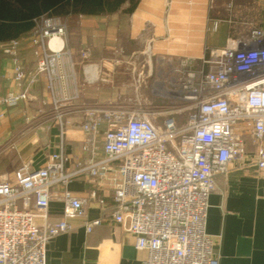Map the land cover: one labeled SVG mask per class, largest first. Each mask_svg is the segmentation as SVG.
Listing matches in <instances>:
<instances>
[{
  "label": "built area",
  "instance_id": "1",
  "mask_svg": "<svg viewBox=\"0 0 264 264\" xmlns=\"http://www.w3.org/2000/svg\"><path fill=\"white\" fill-rule=\"evenodd\" d=\"M66 35L64 19H35L27 46L36 66L28 73L18 57L19 40L1 46L18 90L1 97L0 107L28 101L30 87L43 77L61 139L67 117L75 111L82 115L86 158L82 167L68 171L61 143L43 166L24 163L11 179L0 177V264H46L49 241L71 231L70 219L85 217L86 201L66 189L78 177L93 186L90 197L101 212L108 211L110 198L111 220L145 252L142 264H218L204 230L215 179L234 162L264 172L262 32L252 30L247 46L210 50L200 62L160 58L154 69L148 60L131 69L133 99L90 106H74L78 94L67 93V83L56 95L57 83L74 81ZM80 57L84 67L93 66L88 50ZM143 88L149 96L142 95ZM52 199L64 204L62 216L53 221ZM101 222L85 221L86 232Z\"/></svg>",
  "mask_w": 264,
  "mask_h": 264
},
{
  "label": "crops",
  "instance_id": "2",
  "mask_svg": "<svg viewBox=\"0 0 264 264\" xmlns=\"http://www.w3.org/2000/svg\"><path fill=\"white\" fill-rule=\"evenodd\" d=\"M86 23L91 25L84 27L82 35L91 36L98 51L88 60L93 66L86 68L80 56H73L74 81L57 83L56 95L67 83V93L78 94L74 106L120 104L135 96L132 67L139 70L150 60L156 69L160 58L200 62L210 50L247 46L252 30L264 36V0H139L131 14L116 13L106 16L104 23ZM28 38L18 39V57L27 73L36 66ZM2 45L0 98L18 90ZM110 60L121 63L110 65ZM139 91L146 94L145 88ZM29 95L28 101L14 108L0 107V177L11 179L24 163L31 168L43 166L61 143L65 168L82 167L86 158L82 115L75 111L67 117L66 136L61 139L59 126L51 118L50 92L43 77L30 87ZM215 185L208 197L204 230L213 241L218 264H264V172L250 163L234 162L227 174L216 177ZM66 189L86 201L85 217L70 219L71 231L49 241L46 264H142L145 252L136 250L133 237L111 220L110 198L108 211L101 212L90 197L93 186L85 178L71 180ZM63 209L61 200H50L49 219L60 218ZM95 219H101V225L87 233L84 222Z\"/></svg>",
  "mask_w": 264,
  "mask_h": 264
},
{
  "label": "trees",
  "instance_id": "3",
  "mask_svg": "<svg viewBox=\"0 0 264 264\" xmlns=\"http://www.w3.org/2000/svg\"><path fill=\"white\" fill-rule=\"evenodd\" d=\"M139 0H0V44L28 37L42 15L100 18L131 14Z\"/></svg>",
  "mask_w": 264,
  "mask_h": 264
},
{
  "label": "rangeland",
  "instance_id": "4",
  "mask_svg": "<svg viewBox=\"0 0 264 264\" xmlns=\"http://www.w3.org/2000/svg\"><path fill=\"white\" fill-rule=\"evenodd\" d=\"M122 13H119L121 15ZM90 19V18H87ZM66 26H67V45L68 48L71 49L73 56H80L81 52L83 51H89V57L88 60H91L94 58V56L97 54V49L94 44L91 43L90 37L88 36H83L82 32L84 27L91 25L90 23L86 22H102L104 23L106 21V16L102 18H97V19H90L86 20V18H81V17H69V18H64ZM93 25V24H92ZM82 37H86L84 40ZM146 96H149V92H146Z\"/></svg>",
  "mask_w": 264,
  "mask_h": 264
}]
</instances>
